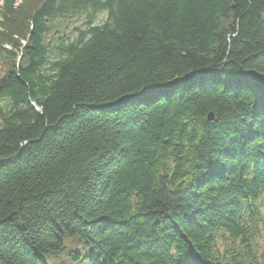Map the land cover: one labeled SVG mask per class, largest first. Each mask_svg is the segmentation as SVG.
<instances>
[{
    "label": "trees",
    "instance_id": "obj_1",
    "mask_svg": "<svg viewBox=\"0 0 264 264\" xmlns=\"http://www.w3.org/2000/svg\"><path fill=\"white\" fill-rule=\"evenodd\" d=\"M3 2L0 264H264V0Z\"/></svg>",
    "mask_w": 264,
    "mask_h": 264
},
{
    "label": "rangeland",
    "instance_id": "obj_2",
    "mask_svg": "<svg viewBox=\"0 0 264 264\" xmlns=\"http://www.w3.org/2000/svg\"><path fill=\"white\" fill-rule=\"evenodd\" d=\"M18 3H20V0H18ZM4 10H5V4H4L3 0H0V14L4 13ZM105 16L106 15L103 13L101 15V17L99 18V21L100 22L103 21L105 19ZM0 20H2L1 16H0ZM0 29H1V27H0ZM9 48H10V46L6 44L4 49L6 50V49H9ZM6 60L8 61V58H7L6 54H2V56L0 57V61L5 65V70H7V66H8V64H6ZM3 73H4V67L0 63V75H2ZM140 97L143 98V95L140 96ZM67 246H68V243H67ZM71 250L72 249L69 246L68 247V252L66 253V255L70 254L72 252ZM59 256L62 257V258L60 260H56L53 264H66L67 258L65 256V253L59 254Z\"/></svg>",
    "mask_w": 264,
    "mask_h": 264
},
{
    "label": "water",
    "instance_id": "obj_3",
    "mask_svg": "<svg viewBox=\"0 0 264 264\" xmlns=\"http://www.w3.org/2000/svg\"><path fill=\"white\" fill-rule=\"evenodd\" d=\"M214 119V114L213 113H210L209 114V120H213Z\"/></svg>",
    "mask_w": 264,
    "mask_h": 264
}]
</instances>
